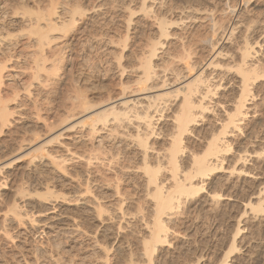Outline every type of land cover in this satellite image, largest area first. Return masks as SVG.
Segmentation results:
<instances>
[{
	"label": "bare ground",
	"instance_id": "1",
	"mask_svg": "<svg viewBox=\"0 0 264 264\" xmlns=\"http://www.w3.org/2000/svg\"><path fill=\"white\" fill-rule=\"evenodd\" d=\"M91 2L0 0V248L17 247L0 264H75L61 236L91 241L97 264L113 249L119 264H155L177 250L178 218L232 198L220 173L241 183L264 166V37L238 31L255 21L253 0ZM106 10L122 18L114 87L86 59L79 74L67 62ZM256 195L216 264L242 249L241 219L264 216ZM37 235L46 242L26 248ZM256 250L264 264V241Z\"/></svg>",
	"mask_w": 264,
	"mask_h": 264
},
{
	"label": "rangeland",
	"instance_id": "2",
	"mask_svg": "<svg viewBox=\"0 0 264 264\" xmlns=\"http://www.w3.org/2000/svg\"><path fill=\"white\" fill-rule=\"evenodd\" d=\"M104 1L105 0H97V3L92 0L91 3L99 5L101 3H104ZM253 2L255 3H252V5L250 6V10H252V12L250 13H253L254 16L252 14H248L254 17V23L252 22V26H248L246 25L248 23H245L244 26L246 25L245 27H249V30L244 26H239L238 31L242 30L241 33L244 32V34L248 32V35L246 33L245 36H249V38L251 37L250 39L255 38L256 40L258 38L259 40H261L264 37V1L253 0ZM108 3L109 4L103 8L111 9L110 2ZM119 15L120 14H114V11L106 10V14L105 12L99 13L98 17L93 19L94 23L86 22L84 25H82V29L85 30L82 34L84 36L80 37L79 42H77V44L72 48V52L70 51L69 54L73 55V58L67 61L68 63L75 64L73 72L79 74V72H81L83 69L80 63H82V59H86V64L89 66L90 69L92 68L91 71L101 74L102 80L104 79L102 81L104 85H107L108 87H114L118 84L120 80V72L116 68L115 52L116 49L119 50L122 48V46L117 47L119 45H116V41L119 40L118 35H121V28L119 30L118 26L122 18ZM249 25H251V23H249ZM246 29L248 31H245ZM110 41H114V43H110ZM226 46L230 48L229 44ZM127 53L128 50H125L123 54L124 63L126 62L125 60ZM78 62L79 65L77 64ZM262 102H264V100L260 99V97H258L254 101V103L256 104ZM263 117L264 116H262V119ZM226 175V172L219 174L221 178L223 177V180L225 179L220 184L219 189H223L225 194L231 195L232 198L226 201H222L221 207H217L218 210L215 208L217 211L215 210L216 213H213L212 215H208L202 212L200 213L198 218H196L197 216L178 218V227H176V229L177 231H179V234L174 238L173 241L174 246L178 248L177 250L171 249L169 250V252L168 250H163L161 251L163 253L159 251L160 253H157V257L154 261L157 262L155 264H190L191 261L196 262L195 260H198L201 257L203 258L200 259V262H202L201 264H213L215 262H218L217 257H221L226 252L225 250H227L228 248L226 245L222 246L223 242H221L222 240H219V238L223 235L224 239L227 238L225 240L227 243H229L232 238H234L233 236H235L234 233H236L237 226L236 222L238 221L240 212H242L243 210V204H245V201L247 200L246 198H248L249 196H251L252 198H256L258 190L264 188V166L261 170L258 171L259 176L252 181L246 179V181L243 182L242 180V182L240 183L237 181V178L233 177L230 178V181L227 182ZM263 225V215H260L258 218L256 217V219H253L252 217L249 218V215L244 216L241 219L240 227L243 229L247 227L246 231L242 232V235L244 237L242 249L235 252L233 258L234 262L232 261L230 262V264H255L254 258L255 252L257 251L256 249L258 248V243L260 240L264 241ZM131 228H133L129 230L131 231V233L139 235V237L141 236L138 227L135 228L134 226ZM27 239L28 243L26 248L32 247V249L34 246H39L41 242H46V238L43 235L41 237L39 235L29 236L27 237ZM58 239L61 242V247L59 251H57L59 253H62V256L65 257V259L67 258V260H73L75 264H97L99 262V255L94 256L92 254L90 257V254L93 249L91 246V241H89L88 239L79 238L73 240L72 238H64V236H61ZM19 242H22V238H20L19 241H17L15 244L19 245ZM227 245L229 247L230 243ZM133 247L134 246L131 247V250L134 249ZM16 249L17 247H13V245L9 248L1 245L0 255L3 251L7 255L8 253L12 254V252H14ZM215 251H217V253ZM220 251H222V253ZM181 252L184 253V256H182L183 259L181 257L178 258L179 253ZM11 254L8 256H12ZM109 254L111 258L110 264H119V262L117 263V261H121V257L117 254V252H114L113 249L109 252ZM117 255L119 257H117ZM214 255L216 256V258ZM135 256L136 255H133V259L138 260V258ZM82 257H85L87 259H81ZM27 260L32 262L34 259L32 256L29 255L27 256ZM185 260L187 261L184 262ZM81 261L82 263H80ZM135 262L138 263L139 260Z\"/></svg>",
	"mask_w": 264,
	"mask_h": 264
}]
</instances>
